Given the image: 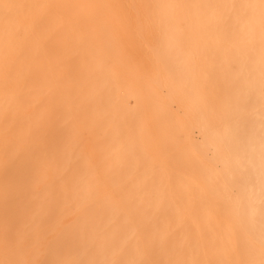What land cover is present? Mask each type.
Returning a JSON list of instances; mask_svg holds the SVG:
<instances>
[{
	"label": "bare ground",
	"instance_id": "1",
	"mask_svg": "<svg viewBox=\"0 0 264 264\" xmlns=\"http://www.w3.org/2000/svg\"><path fill=\"white\" fill-rule=\"evenodd\" d=\"M95 87L119 112L142 95L186 166L177 207L168 185L128 210L89 196L64 109L84 100L79 117L94 119ZM62 252L86 254L67 264H264V0H0V264Z\"/></svg>",
	"mask_w": 264,
	"mask_h": 264
},
{
	"label": "rangeland",
	"instance_id": "2",
	"mask_svg": "<svg viewBox=\"0 0 264 264\" xmlns=\"http://www.w3.org/2000/svg\"><path fill=\"white\" fill-rule=\"evenodd\" d=\"M130 44H132V42H130ZM66 54H69L68 55L69 58H70V56H72V57L75 56V53L74 52L72 53V51H69ZM94 55L98 59V56L96 54H94ZM69 58H68V61H69ZM78 65H85L83 59H82L81 63ZM82 68H83V66H82ZM68 70H69V66H66L65 64L62 65V63H61V66L58 67V71L61 74L60 76L61 77L63 76V79L64 78L70 79V78H68L69 77L68 75L70 74ZM98 70L101 71L102 68L101 69L98 68ZM74 71H76L75 68H74ZM103 77L106 80L103 78H101V79H103L106 82L110 80L109 77H106V76H103ZM120 79H122L123 81H121ZM114 81L117 83V85H118L117 88L120 91L123 87L124 78L115 76ZM136 82L138 84L141 83L138 81H136ZM80 84H81V82H79L77 84H73V86H74V88L80 90L81 89ZM76 85H79V86H76ZM93 89L95 90L96 94L95 93L93 94L92 99L91 98L88 99V100H91L89 102H91L92 105H88L87 107L89 108L90 112L92 110L91 114L94 116V119H90L89 117H86L85 115H82L81 118L79 117V115H81V113H85L84 110H86V108H84V109L80 108V105H79L84 100H82V101L76 100L74 103L75 106L72 109L68 108V106H66V108L64 109V111L67 115H69V116L73 115L72 116L73 118L76 117L75 118L76 121L74 120L75 126L77 127L76 130H78L79 129L78 127H80V131L78 130L79 132L77 131L78 133H76L77 136L75 137V140L72 141L71 144L69 143V146H70V148L72 147L73 151L76 150L77 155L79 156V158H81V165L84 168L83 173L81 174L82 175L81 179H85L87 181L89 196L94 195L95 198H98V200H100V201L106 198L109 201V204L107 205V207L112 206L117 210H128V209H130V207L131 208L145 207L144 204H139V203L137 204L135 202V199L138 198L143 191H146V189H152L154 191L152 195H153V198L155 199L156 198V189H159L160 193H164V186L168 185L169 189H170V194H171L170 197H172V201L174 203L172 206H176V205L178 206V200L180 198H182L183 195H188L192 192L191 187L187 188L188 186H185V184H183V182H181V179H179L178 177L175 178V176H174V174L179 176L181 173H183L184 170L186 169L185 168L186 166L184 165V163L182 162L183 160L180 159L178 154L176 156L175 153H171L172 152L171 150H170V153H168L167 150H166V152L163 151L164 143L162 145L161 137H159L157 135L158 134L157 131H159V129H160L159 127L161 125H159L157 123V121L152 117L151 112H150L151 109L149 108V106H147V103L143 104V106H140V104L142 105V102H144L143 98L141 97L142 95L139 96V95L133 94V95H129L127 98H125L126 100L124 99L125 101L124 100L123 101L127 103V106L122 108L123 110L121 111L122 112L121 113L118 111L119 110L118 109L119 108L118 107V104H119L118 100H115L114 102H110V101H107L108 98L106 97V101H103L102 90L97 88V87H95ZM97 94L99 96L100 95L101 96L98 97V96H96ZM106 94L110 95L111 92L107 91ZM109 97H111V95ZM136 99H137V101H136ZM139 99H140V101H139ZM98 100H99V102H98ZM97 102H98V104H97ZM120 102H122V100ZM110 104H111V107L114 111L107 109L108 105H110ZM101 105L104 108H102L101 110L95 109V108H100ZM134 105L136 107H134ZM136 108H137V110H136ZM261 109L262 108H260V107L258 108V110H261ZM93 110H95V111H93ZM106 110H107V112H106ZM245 111H243V112H245ZM73 112H74V114H73ZM126 114L129 115V117ZM123 115L125 118L126 117L127 118L125 119L123 117ZM136 117H137V119H136ZM257 117L258 116H253V118H257ZM87 119L89 121L91 120V123H87L88 122ZM100 120L102 121V123ZM120 121H121V124H119ZM102 124H103V126H105L103 128L108 129V134L106 135V138H108L107 140H105L104 131H102V130H101L102 132L99 131L100 129H103V128H101ZM95 125H97V126H95ZM99 126H100V128H99ZM120 126H121V128H120ZM154 126H156V127H154ZM132 127L134 129H132ZM91 128H92V130H91ZM94 128H98V130H97L98 132L94 131L95 132L94 133L93 132ZM133 130L135 131V133ZM123 131L125 133H123ZM195 131L196 130H194L193 135L195 138L197 137V139H199V134L197 131L196 132ZM98 133H100V134H98ZM97 135L99 136V139H96V141L98 140V141H100V144L101 143L102 144L101 145L97 144V146L94 148V146H95V145H93L94 142L91 141L92 138H90V137H95ZM88 136H89V138H88ZM102 139H103V142H102ZM104 140H105V142H104ZM106 141H108V142H106ZM111 143H115L114 144L115 148H113L111 150V152H107V146ZM167 149H169V148H167ZM95 150H97V151H95ZM127 150H128V152H127ZM134 151H135V153H134ZM137 153H139V154L136 155ZM173 154L175 155V157ZM127 156H129L128 159L125 158ZM111 159H112V161H111ZM94 162H95V164H94ZM103 162H106V163L104 164ZM177 163H179V164H177ZM110 168H112V169H110ZM181 168H183V169H181ZM91 169H92V171H91ZM102 169H104V170H102ZM89 171H91L90 174H88ZM147 171H149L148 175H146ZM97 172H98V174H97ZM137 173H139V174H137ZM106 175H107V177H106ZM125 175H126V177H125ZM93 178H94V180H92ZM114 178H115L116 182H117V180L119 182L116 183L114 181ZM121 179H123V180H121ZM118 183H119V186H118ZM131 184H133V186ZM170 184L171 185L173 184L175 186V189H171ZM113 187H116V188H113ZM125 187H126V189H125ZM139 187H140V189H139ZM117 188L119 189V191ZM123 188L125 189V191ZM180 190H181V192H180ZM102 192H104V193H102ZM100 193L102 195H100ZM105 194H106V196H105ZM159 201L160 202L162 201V196H160ZM132 203H133V205H132ZM98 206H101V205H98ZM161 206H163V204L159 203V207H161ZM102 207H106V205L102 206ZM45 245L46 244L43 243L40 246H42L44 248ZM64 253L65 252H62L60 254V257H59V260H60L59 263L61 262L60 264H67V262L70 259H73V261H77V258H78L77 255H79V254H77L76 252L73 254H69L68 252H66L67 255ZM102 254H103V252H102ZM85 255L86 254H81V255H79V257L80 256L84 257ZM112 256L114 257L115 260H117L119 257V254L114 252L112 254ZM48 258L49 257H47L46 260L49 264L51 261L49 262ZM43 259H45L44 256L30 255L28 253L22 257L21 262L23 264H47V262H45V260H43ZM50 259L52 260V258H50ZM107 263L111 264L110 261H108Z\"/></svg>",
	"mask_w": 264,
	"mask_h": 264
}]
</instances>
